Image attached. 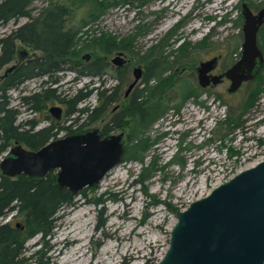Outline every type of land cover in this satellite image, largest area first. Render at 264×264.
<instances>
[{
	"label": "rangeland",
	"instance_id": "rangeland-1",
	"mask_svg": "<svg viewBox=\"0 0 264 264\" xmlns=\"http://www.w3.org/2000/svg\"><path fill=\"white\" fill-rule=\"evenodd\" d=\"M102 1L105 6L101 10L98 7L94 11L89 4L72 6L69 24L78 29L74 60L82 65L97 57L104 59L110 67L104 75V85L112 87L116 83L113 74L117 72L112 58L121 53L129 64L120 72L129 75L120 100L112 103L99 120L84 127L103 128L112 108L117 104L121 108L128 102L124 94L134 79L133 68L142 66L146 74L153 59L161 64L160 69L149 81L141 79L138 87L145 98L163 101L168 107L143 129L139 125L136 128V117L130 115L128 123L112 131L128 135L146 129L155 142L148 149L145 162L124 160L97 185L77 193L73 204L57 213L56 226L46 246L40 234L26 242L27 264L157 263L169 245L178 209L264 158V90L252 107L244 108L250 92L259 87V81H264V69L256 79L244 82L234 92L228 91L229 80L200 86L197 73L200 62L215 55L219 56L218 72L239 58L244 39L242 2L247 1L257 12L264 8V0ZM48 3L49 0H34L33 14ZM26 20L22 18L19 24ZM15 26L13 21L0 24V36ZM108 38L117 43L125 38L122 45L130 47L108 52L103 45ZM17 43L22 45L20 41ZM44 78H32L11 89V105L19 104L20 95L39 90ZM101 79L67 70L61 72L59 82L53 86L63 96L81 87L97 85ZM192 87H197L199 94L186 99L177 112L176 106ZM96 102L94 90L79 106L92 107ZM52 105L62 106L59 121L69 124L64 103L55 100L48 107ZM20 109L18 121L37 117L40 118L37 128L48 124L42 120V112ZM241 112L239 126L229 129L221 122L230 114ZM60 134L65 135L66 131ZM145 166L146 179L142 183L136 181ZM8 219L21 222L20 217L15 219L11 214L2 220ZM41 248L42 252L37 253Z\"/></svg>",
	"mask_w": 264,
	"mask_h": 264
},
{
	"label": "trees",
	"instance_id": "trees-1",
	"mask_svg": "<svg viewBox=\"0 0 264 264\" xmlns=\"http://www.w3.org/2000/svg\"><path fill=\"white\" fill-rule=\"evenodd\" d=\"M33 1L0 0V24H8L11 21L16 24L9 33L0 36V70L14 60L17 51L21 50L18 41L24 48L31 51V53L28 52L23 62L17 64L0 80V155L4 154L16 140L30 148L37 149L50 139L57 137L62 130L68 134L80 130L86 124L99 120L107 112L109 106L118 99L117 94L111 91V87L104 85V75L110 71L104 59L97 57L82 65H78L79 62L76 63L74 60L77 55L75 39L78 29L69 24L72 6L81 7L89 4L95 11L96 8L99 7L101 10L105 6L104 1L49 0V3L43 6L37 14H33ZM24 17L27 20L19 24ZM207 37L208 35L205 39ZM123 42L125 38L119 43L108 38L103 45L108 52L120 48L129 49L130 46L122 45ZM259 43L264 51V24L259 31ZM153 62H156L155 59L150 63ZM160 65L159 62L149 65V76L146 81L157 74L156 71L160 69ZM67 70H75L81 75L102 79L97 85L81 87L74 93L62 96L53 84L58 83L61 72ZM259 75L260 73L257 76ZM36 77H45L41 89L31 94L20 95L19 104L11 105L9 91ZM263 83V80L259 81V87L250 92L244 106L245 109L256 103L260 92L264 90ZM94 90L97 92L96 104L92 107L90 105L79 106ZM198 94V88L192 87L181 104L176 106L177 112L180 111L186 99L196 98ZM141 96L142 98L135 99L128 106L126 112L123 111L120 115L110 119L102 128L103 133L107 134L113 129L124 126L129 122L126 117L130 115L136 117L134 121L136 128L138 125L141 128L147 127L168 107L163 101L153 100L152 97L145 98L143 93L137 95V97ZM55 100L64 103L65 114L70 119L69 124H61L48 112L49 103ZM20 107L30 112H42V120H47L48 124L37 128L40 122V118L37 117L23 118L18 121L21 114ZM241 114L242 112L237 115L230 114L221 122H225L229 129L237 127ZM81 118L84 119L83 122H80ZM145 130L130 132L126 140L123 161L145 162L147 151L155 142V139ZM146 169H148L146 166L143 167L136 181L144 182ZM85 189L79 193H84ZM75 195L66 187H58L52 172L43 179L32 180L25 173L14 177L8 176L0 168V264H27L26 242L31 237L40 234L42 244L46 246L48 237L52 235L56 226L57 213L65 206L72 205ZM8 214L14 216L15 219L20 217L21 222H14L12 219L3 221L2 219ZM42 250L41 248L36 252L41 253Z\"/></svg>",
	"mask_w": 264,
	"mask_h": 264
},
{
	"label": "water",
	"instance_id": "water-1",
	"mask_svg": "<svg viewBox=\"0 0 264 264\" xmlns=\"http://www.w3.org/2000/svg\"><path fill=\"white\" fill-rule=\"evenodd\" d=\"M243 34L239 58L223 73H210L218 64V55L202 60L198 81L206 87L230 79L228 91L234 92L253 80L264 65V51L259 31L264 24V8L254 12L242 2ZM19 49L28 52L19 45ZM118 53L112 58L123 64ZM9 65L5 74L17 66ZM142 68L134 69L133 87ZM56 118L62 117L60 105L49 107ZM126 150L124 131L104 134L98 126L50 139L37 149L15 141L0 160L2 172L8 176L25 173L40 180L53 173L58 187L77 194L97 185L113 167L123 161ZM177 220L170 231L169 245L156 264H264V158L240 170L209 193L176 211Z\"/></svg>",
	"mask_w": 264,
	"mask_h": 264
},
{
	"label": "flooded vegetation",
	"instance_id": "flooded-vegetation-1",
	"mask_svg": "<svg viewBox=\"0 0 264 264\" xmlns=\"http://www.w3.org/2000/svg\"><path fill=\"white\" fill-rule=\"evenodd\" d=\"M28 54V52H25V51H23V50H18L17 51V54H16V58H14V60H12V61H15L14 63H21V62H23V60H25L26 58H27V55ZM26 56V57H25ZM22 57H25V58H23V59H21V60H19L20 58H22ZM219 57V56H218ZM10 63V62H9ZM8 63V64H9ZM14 63H11V64H14ZM154 63L155 62H153V63H150V64H153L154 65ZM10 64V65H11ZM115 64V63H114ZM127 64H129V61H128V59L126 60V62L125 63H123V64H115L116 66H117V72L115 73V74H113V77L116 79V83H114L113 84V86L111 87V91H113L114 93H116L117 94V96H118V99L120 100V97H121V92H122V86H123V84L125 83V81L127 80V77H128V75H129V73H126L125 71L123 72V71H121L120 72V70H124V69H126V66H127ZM156 64V63H155ZM218 64H219V59H218ZM218 64H217V66L213 69V70H211V72L210 73H213V74H215V73H223L224 71H221V72H218V71H216L217 70V67H218ZM7 65V64H6ZM5 65V66H6ZM4 66V67H5ZM9 66V65H8ZM8 66H6L5 67V69H4V71L1 73V75H0V80L1 79H3L7 74H5V71H6V68L8 67ZM124 67V68H123ZM136 67V66H135ZM135 67L133 68V75H134V79L133 80H131L130 82H129V84H128V86H127V89H126V91H125V94H124V96L126 97V98H129V100H128V102L123 106V107H121V108H119V104H117V105H115L113 108H112V115H111V117H110V119H112V118H114V117H116V116H118V115H120V113H123V111L124 112H126L127 111V109H128V106L130 105V104H132V102L135 100V99H137V100H139L140 98H142V96L141 97H137V95L138 94H141V93H143V90H141L139 87H138V83H139V81L142 79V81L143 82H145L146 81V79H147V77L149 76V71H148V73H144V69H143V67L142 66H140L141 68H142V71H141V75H140V77H139V79L136 81V83L133 85V87L128 91V88H129V86H130V84L135 80V78H136V76H135V73H134V69H135ZM197 73H198V67H197ZM145 74V75H144ZM225 80H229L230 81V79L229 78H227V77H223L222 78V81L221 82H223V81H225ZM28 81V80H27ZM199 82V81H198ZM221 82H219V83H221ZM231 82V81H230ZM25 83V82H24ZM23 83V84H24ZM218 83V84H219ZM200 84V83H199ZM210 85H215V84H213V83H210L209 85H207L206 87H208V86H210ZM201 86V85H200ZM203 87V86H202ZM41 89V88H40ZM39 89V90H40ZM36 91H38V90H36ZM36 91H33L32 93H34V92H36ZM31 94V93H30ZM144 98V97H143ZM116 100L115 102H117V101H119V100ZM129 111V110H128ZM48 112L52 115V113L50 112V110H49V107H48ZM128 113V112H127ZM54 118H56L54 115H52ZM127 119H128V116L126 117ZM57 120H59L60 118H56ZM109 119V120H110ZM83 122V121H82ZM123 127V126H122ZM122 127H120V128H122ZM83 128H86V127H83ZM82 129V128H81ZM102 129V128H101ZM118 129V128H117ZM114 130V129H113ZM113 130H111V132L113 131ZM110 133V132H109ZM66 134H68V133H66ZM59 135H61V134H59ZM58 135V136H59ZM128 135H129V133H128ZM128 135H126V133H125V136H126V140H127V137H128ZM14 143H15V141H14Z\"/></svg>",
	"mask_w": 264,
	"mask_h": 264
}]
</instances>
